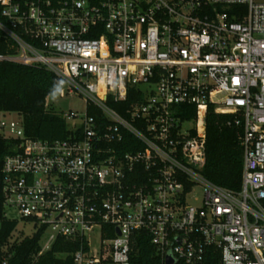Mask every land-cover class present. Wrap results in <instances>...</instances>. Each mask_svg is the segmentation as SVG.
<instances>
[{
	"label": "built area",
	"instance_id": "obj_1",
	"mask_svg": "<svg viewBox=\"0 0 264 264\" xmlns=\"http://www.w3.org/2000/svg\"><path fill=\"white\" fill-rule=\"evenodd\" d=\"M0 35V61L86 104L58 114L65 140L0 121L4 207L43 229L40 254L62 239L73 264H132L143 235L158 264H264V0H0ZM211 111L243 128L238 190L205 177Z\"/></svg>",
	"mask_w": 264,
	"mask_h": 264
},
{
	"label": "trees",
	"instance_id": "obj_2",
	"mask_svg": "<svg viewBox=\"0 0 264 264\" xmlns=\"http://www.w3.org/2000/svg\"><path fill=\"white\" fill-rule=\"evenodd\" d=\"M16 49L10 40L0 35V55L14 54ZM57 92L55 76L44 68L24 66L15 62L0 61V115L15 113L22 117L25 134L29 138L44 141L65 140L71 132L68 122L47 109V99ZM134 92L122 104H109L125 114L126 108L136 102ZM187 109L186 118L194 117V107ZM91 114L95 111L91 110ZM242 126L230 115H208L207 167L205 177L212 183L228 189H240L243 172V150L240 146ZM128 138L123 151L135 150ZM14 142L0 137V264H73L72 254L78 249L76 243L58 239L52 248L41 253L40 240L43 229L32 237L11 243L18 223L5 216L3 195V164L13 153ZM140 147L137 146L136 149ZM132 264H158V258L150 239L141 236L132 257ZM202 264H221L217 256L208 255Z\"/></svg>",
	"mask_w": 264,
	"mask_h": 264
},
{
	"label": "rangeland",
	"instance_id": "obj_3",
	"mask_svg": "<svg viewBox=\"0 0 264 264\" xmlns=\"http://www.w3.org/2000/svg\"><path fill=\"white\" fill-rule=\"evenodd\" d=\"M48 110L53 111L57 114H65L69 112L84 114L86 110L85 101L78 97H62L60 93L55 92L54 94L50 95L47 99ZM19 121L22 120V117L15 113H10L5 116H0V121ZM1 135V133H0ZM197 194H201V190H197ZM5 216L8 220L16 221L18 223L17 229L13 234L11 243L21 241L26 237H32L35 234V228L33 224L24 222L18 212L6 209ZM50 235V232L47 233V236Z\"/></svg>",
	"mask_w": 264,
	"mask_h": 264
},
{
	"label": "clouds",
	"instance_id": "obj_4",
	"mask_svg": "<svg viewBox=\"0 0 264 264\" xmlns=\"http://www.w3.org/2000/svg\"><path fill=\"white\" fill-rule=\"evenodd\" d=\"M57 91H59V89Z\"/></svg>",
	"mask_w": 264,
	"mask_h": 264
}]
</instances>
